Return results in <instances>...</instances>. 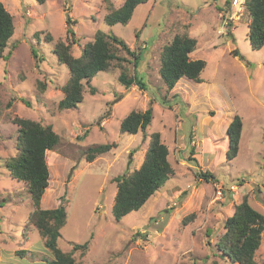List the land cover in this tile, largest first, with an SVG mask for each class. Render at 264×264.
I'll use <instances>...</instances> for the list:
<instances>
[{"label":"rangeland","instance_id":"374dc122","mask_svg":"<svg viewBox=\"0 0 264 264\" xmlns=\"http://www.w3.org/2000/svg\"><path fill=\"white\" fill-rule=\"evenodd\" d=\"M1 1L13 16L14 32L0 54V264H46L52 258L29 222L34 207L26 183L5 166L17 152L16 116L51 124L60 137L46 153L49 179L40 206L62 202L66 222L57 244L75 261L239 264L217 245L226 218L243 196L264 215V45L249 44L246 6L240 19L229 20L231 0H148L127 24L111 26L104 15L123 0ZM67 14L74 56L100 30L123 39L141 59L134 67L131 55L119 48V59L106 71L83 81V100L60 109L69 72L53 46L66 38ZM185 33L197 40L191 58L206 62L202 81L181 77L167 90L158 72L161 51L174 35ZM135 70L145 90L119 84L121 71L132 76ZM148 106L153 116L144 131H120L126 114ZM235 114L242 120L241 137L236 157L227 160L226 128ZM156 131L173 174L140 209L116 220L114 178L140 166ZM105 143L113 146L91 161L85 158L89 147ZM85 242L84 252L72 249ZM254 261L264 264V232Z\"/></svg>","mask_w":264,"mask_h":264},{"label":"trees","instance_id":"16d2710c","mask_svg":"<svg viewBox=\"0 0 264 264\" xmlns=\"http://www.w3.org/2000/svg\"><path fill=\"white\" fill-rule=\"evenodd\" d=\"M43 3L45 0H37ZM148 0H123L117 8H110L104 15L108 25L116 23L127 24L134 9ZM245 6L250 15L247 38L252 48L258 49L264 45V0H246ZM66 38L54 42L53 52L58 60L68 68L69 77L61 86L63 93L58 102V108L68 109L76 107L83 100V81L89 82L99 71H106L112 61L118 60L117 51L124 49L133 58L134 67L141 59V54L131 50L123 39L106 34L98 30L93 40L84 44L81 54L74 56L71 43L74 42L72 19L66 16ZM14 32L12 14L0 0V54L8 39ZM137 34V33H136ZM52 39L51 36H48ZM197 40L189 34H176L166 44L160 55L159 75L167 90L172 89L181 77H187L196 82L202 81L201 71L206 65L203 59H193L190 53L194 50ZM233 54L240 56L237 49ZM33 54L35 51L33 50ZM242 58V56H240ZM138 72L128 76L124 71L118 75V82L125 88L135 85L145 90V82ZM91 93L95 92L90 87ZM161 103H166L162 100ZM8 101L7 105H10ZM152 107L144 110H131L120 121L121 132L135 134L144 131L152 120ZM17 124V152L9 157L5 166L9 174L27 185L33 211L29 215V222L36 228L43 238L44 247L51 253L52 258L46 259V264H82L72 257L71 252H64L58 247L57 240L60 229L66 222V211L62 202L53 208H42L41 198L48 186L49 169L46 153L53 150L59 143L60 137L53 130L51 124H42L30 118L14 117ZM242 131V120L235 114L226 128L228 149L226 159L236 157ZM113 145L110 143L89 147L86 159L91 161L96 155L108 151ZM204 179L213 178L211 173L198 172ZM173 174V168L168 159V148L161 141L160 132L150 135L147 149L140 166L131 173L116 176L117 191L113 203V215L119 220L131 211L140 209ZM61 201L63 196H60ZM162 211H165L163 209ZM226 231L217 245L222 254L239 264H255L254 253L260 244L261 234L264 232V215L253 208L246 196H243L233 211L225 220ZM88 243L74 244L73 250L84 252Z\"/></svg>","mask_w":264,"mask_h":264},{"label":"built area","instance_id":"2783aa9c","mask_svg":"<svg viewBox=\"0 0 264 264\" xmlns=\"http://www.w3.org/2000/svg\"><path fill=\"white\" fill-rule=\"evenodd\" d=\"M246 0H231L227 17L229 20L240 19L244 13Z\"/></svg>","mask_w":264,"mask_h":264}]
</instances>
